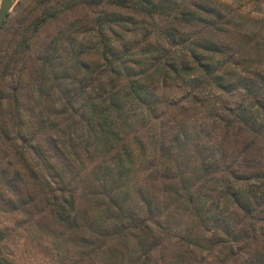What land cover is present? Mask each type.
Listing matches in <instances>:
<instances>
[{
    "label": "rangeland",
    "instance_id": "1",
    "mask_svg": "<svg viewBox=\"0 0 264 264\" xmlns=\"http://www.w3.org/2000/svg\"><path fill=\"white\" fill-rule=\"evenodd\" d=\"M91 1L17 0L0 27V166L13 160L17 147L22 146L20 139L14 141L16 145L9 140L6 131L10 128L4 121H20L22 132L40 150L35 164L47 162L45 172L53 188L63 183L80 227L76 231L52 223L51 207L44 201L46 206L25 208L18 204L15 211L9 199L17 201L28 193L41 199L44 189L40 182L25 177L29 185L15 196L0 176V264H203L202 257L209 264L218 263L211 258L213 250L188 244L211 238L214 218L235 210L226 201L223 181L264 174V128L258 127L262 117L257 118L256 125L250 120L251 115L256 116L252 111L264 105V25H260L264 11L254 14L262 22L237 19V27L230 24L218 31L210 29L215 34L213 39L228 46L229 53L224 55L227 61L238 57L244 61L237 71L244 78L243 86L231 84L222 90L203 77L195 83L178 82L168 87H161L160 82L152 98L156 100L153 110L137 101L126 104L133 115L128 122L134 137L127 143L131 156L119 166L130 162L128 205L135 217L122 225L100 207L107 195L119 191L109 188L115 180L112 178H117V171L110 169L116 167L118 157L112 151L103 155L102 149L94 148L95 143L81 136L78 129L68 130L67 118L79 108L90 111L91 102L99 105L107 82L127 79L124 73L109 77L101 71L104 45L122 54L125 47V55L140 63L133 66L134 72L146 68L147 56L154 53L162 58L165 51L151 46V51L142 52L148 26L134 32L132 27L123 30L102 21L105 11L114 13L113 21L132 17L129 6H118L115 0ZM136 19L152 27L161 21L156 14ZM179 26L189 36L197 31L185 23ZM154 28L147 42L156 45ZM245 30H255L259 35L247 39L243 37ZM169 49L172 57L182 56L179 47ZM115 87V91L121 90V84ZM121 94L125 96V92ZM242 111L246 117L240 115ZM39 116L56 122L63 130L58 135L51 131L49 136ZM56 139H64L58 146L72 147L62 149L68 155L55 150ZM98 165L102 171L96 180L83 179L82 174ZM144 198L149 202L142 201ZM236 213V221L242 222ZM89 217L103 223L110 239L105 234L96 235L97 230L93 233L96 227ZM232 217L230 225L234 224ZM141 226L148 227L146 234ZM113 248L119 253L117 257Z\"/></svg>",
    "mask_w": 264,
    "mask_h": 264
},
{
    "label": "trees",
    "instance_id": "2",
    "mask_svg": "<svg viewBox=\"0 0 264 264\" xmlns=\"http://www.w3.org/2000/svg\"><path fill=\"white\" fill-rule=\"evenodd\" d=\"M91 2H96V0ZM115 2H118V6H129L127 8L131 10L132 15L130 16L132 17H123L118 21H113L114 13L105 11L102 15V21L105 24L119 25L123 30H127L128 26L132 27L134 32L143 26H148V29H145L148 31L147 37L150 30L155 27L152 34L158 36L156 45L148 43L146 37L145 50L142 52L148 53L151 51V46H153V49L164 50V57L158 58L153 53L147 56L146 68L134 72L133 66H138L140 63H136L132 59V55H125L128 52L125 47H123L122 54L121 51L112 49L109 45H104L102 47L104 69L101 71H105V74L109 77V74L121 77L124 73L127 79L120 83L107 82L99 105L91 102L89 103L90 111L88 112L82 108L72 111V114L67 118V128L68 130L71 128L78 129L81 136H85L87 140L91 139L95 143L94 148H97V150L102 149L103 155L108 156L112 151L118 157L116 167L110 169V172L117 171V178H112L115 180L109 188L119 191L107 195L102 200L100 207H104L107 212H111L114 216L112 218L120 220L123 225L124 220H131L135 217L130 213V205H128L129 195L127 191L130 188L127 176L131 172L130 162L126 167L119 166L120 162L131 156L127 143L134 137V134L131 133L130 122H128L131 121L133 115L129 114L130 109H126V104L137 101L148 106V108L151 107L153 110L156 100L153 101L152 98H154V91L158 88L160 82H162L161 87H168L178 82L182 84L195 83L203 77L207 78L210 83L216 84V88L222 90L225 86L230 87L231 84L243 86L244 78L240 77L237 71L244 61L242 62L240 57L232 59V62L227 61L228 59L227 57L224 58V55L227 56V53H229L228 46L222 45L213 39L215 34L213 35L210 29L218 31L230 24L237 27V24L234 23L237 19H244L243 22L249 20L262 22L263 19H257L254 14L258 15L264 11V0H230V3L225 0H115ZM155 14L161 17V21L159 25H154V27L150 24L144 25L143 20L136 19L143 15L150 18ZM181 23H185L191 28L192 26L197 27V31H192L191 36H189V33L184 34L180 31L179 25ZM260 25L262 26L264 23H260ZM258 35L255 30H245L243 33V37L247 39L257 38ZM174 46L179 47L181 57H172L169 48ZM246 72L248 74L249 69ZM159 79L161 81H158L157 84ZM260 79L263 80V78ZM119 84H121V90L115 91V86ZM262 84H264V81ZM122 92H125L124 97L121 94ZM73 107L74 101L71 103V108ZM261 107L263 108L264 105L259 106L263 110L262 112L258 108L252 111L256 116L251 115L250 120L252 125H256L257 118L262 117L259 120L258 127L264 128V109ZM147 111L149 112L150 109H147ZM240 115L246 117L247 113L245 114V111H242ZM39 123L46 124V129L43 131L47 132L49 136L51 131L54 135H58L63 130L59 129L54 121L40 118ZM20 124V121H13L12 123L4 121V126L10 128V131H6L9 140L14 143L15 140L20 139L22 146L17 147L19 151L14 152L13 160L0 166V176L5 178V187L15 196H20V190L29 185L30 180H26L25 177H28V179L31 177L33 181L40 182L39 184H41L44 191H42L41 199H38L37 195L28 193L29 195L25 197L21 195L17 201L9 199V203L12 204L15 211L18 210V204L25 206V208L49 204L52 223L67 225L70 229L77 231L80 227L77 226L78 214L73 209V200L66 194L67 191L63 183L60 182L61 185L55 188L50 185V180L47 179L45 172L47 162L35 164V159L38 161L36 154L40 153V150L38 146H34L30 142L29 138L26 137V133L22 132ZM63 135H66V133ZM68 135L70 134L68 133ZM57 138L59 139L58 136ZM61 141L56 139V144L54 143L55 150L60 154L68 155L62 149L68 150L72 147H67L65 144L58 146V142ZM114 144L116 148H114ZM92 151L97 152L95 149ZM103 168L107 169L106 167ZM101 171L102 167L98 165L94 170L91 168L90 173L87 175L82 174L81 176H83V179L94 181ZM56 183L58 184V181ZM223 184L226 187V201H230L235 210L230 213L228 211L225 215L220 213L214 218V222L212 221L214 231L211 233V238L194 239L188 245L208 252L213 250L215 255H211V258H214L219 264H264V253L260 250H264V174H255L246 178L235 177L234 181L226 180L223 181ZM191 196L192 194L188 195L189 200H191ZM142 201L149 202L145 198ZM186 203L190 204L191 202L187 201ZM19 210L22 211V209ZM236 210L240 213L242 222L236 221ZM231 216L234 219L233 225L228 223ZM85 218L88 220L86 216ZM89 219L91 225L96 227L93 233L95 234L97 230L96 235L101 236L102 234L104 236L103 223L100 221L98 223L97 219L93 217H89ZM87 224H89L88 221ZM145 228L148 229V227L141 226L144 234H146ZM259 230H262L260 236L258 235ZM126 234H128L127 231ZM104 237L110 239L108 234H105ZM142 240L143 243L145 240L144 238ZM111 250L114 252V257L119 255L115 248ZM220 256H223V258H220ZM201 261H203V264H209L205 257H202Z\"/></svg>",
    "mask_w": 264,
    "mask_h": 264
},
{
    "label": "water",
    "instance_id": "3",
    "mask_svg": "<svg viewBox=\"0 0 264 264\" xmlns=\"http://www.w3.org/2000/svg\"><path fill=\"white\" fill-rule=\"evenodd\" d=\"M16 2L17 0H1L0 2V27L3 24L4 20L7 18L8 14L11 12Z\"/></svg>",
    "mask_w": 264,
    "mask_h": 264
}]
</instances>
